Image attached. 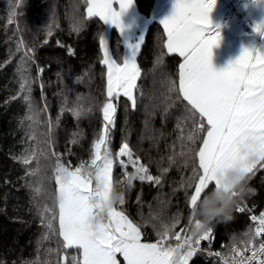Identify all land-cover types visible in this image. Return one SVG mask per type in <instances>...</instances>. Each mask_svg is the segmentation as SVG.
<instances>
[{
	"label": "trees",
	"instance_id": "16d2710c",
	"mask_svg": "<svg viewBox=\"0 0 264 264\" xmlns=\"http://www.w3.org/2000/svg\"><path fill=\"white\" fill-rule=\"evenodd\" d=\"M134 3L141 15L150 17L154 0ZM86 8V0H0V264H82L81 250L64 247L59 235L58 205L53 230L47 220L41 222V215L45 206L54 205L57 157L68 171L80 168L93 178L92 144L104 124L100 109L107 99L116 105L108 144L114 167L112 194L124 199L114 204L116 210L139 227L141 242L154 243L159 239L156 228L174 218L178 222L173 236L191 235L194 228V220L189 223L193 189L186 185L194 163L198 165L195 151L202 139L196 145L187 141L194 131L187 102L169 91L172 81L178 88L181 58L167 53L161 26L150 21L136 58L140 75L133 90L135 106L123 95L107 97L99 48L105 26L97 17H87ZM73 16L84 20L79 32L72 30ZM108 48L119 62L123 47L115 30ZM160 53L163 63L157 62ZM25 83L31 88L27 101L21 89ZM125 142L132 160L139 158L149 175L161 177L160 183L133 178L127 185L125 173L136 168L127 156L116 155ZM188 147L193 152L182 156ZM37 187L43 190L37 192ZM233 199L229 211L208 221L209 238L200 240L204 251L229 254L234 246L257 242L246 211L237 208L254 205L264 210L261 162L247 174L244 193ZM48 218L53 219L51 214ZM119 264H124L120 258ZM188 264L222 263L194 252Z\"/></svg>",
	"mask_w": 264,
	"mask_h": 264
},
{
	"label": "snow or ice",
	"instance_id": "6c2138e0",
	"mask_svg": "<svg viewBox=\"0 0 264 264\" xmlns=\"http://www.w3.org/2000/svg\"><path fill=\"white\" fill-rule=\"evenodd\" d=\"M114 2L119 4L118 10L113 7ZM133 2L134 0H86V13L87 17L98 16L105 26H114L124 37L127 53L123 62L117 63L109 53L104 34L100 35L99 48L103 53L100 63L107 66V97H119L122 94L134 107L136 98L133 90L140 75L136 57L141 47L140 42L144 38L141 35L134 43L129 42L126 26L121 19L122 14ZM215 2L216 0H197L193 4L190 0H175L173 14L161 21L167 36L164 48L168 53L178 54L182 58L179 64L178 88L172 81L169 91H175L177 99L182 97V102H187V118L192 120L194 126V131L186 137L187 141L196 145L197 140L202 139L198 151H195L198 165L194 163L192 175L188 177L186 185L187 188L193 189L189 199L192 209L213 187L221 186L218 173L222 168L233 166L243 159L239 151L241 144L250 141L247 147L249 152L256 156L255 160L241 165L245 178L253 171L258 161L264 166V54L244 49L235 62L229 63L226 68L216 71L211 67V48L219 38V33L211 27L209 19ZM83 26L84 20L73 16L72 30L79 32ZM253 30L264 37V21L253 25ZM48 34H51L50 28ZM163 56L164 53L157 56L158 63H163ZM21 89L25 92L24 99L29 100L30 86L25 83L21 85ZM29 107L31 110V105ZM100 111L104 124L98 139L92 144L91 158V165L96 169V187L89 190V180L87 176L82 178L80 168L70 172L59 163L57 157L56 172L59 175L56 176L54 205L52 208H43L41 222L47 220V228L53 230L55 209L58 205L59 235L63 238L64 247L77 246L81 250L82 264H118L117 253L123 257L124 264H188V257L196 250L193 245L198 246L201 239L209 238L211 228L191 216L189 223L194 220L191 235L185 236L183 242L178 243L175 248L164 247V241L174 235L172 229L178 222V218H174L156 228L159 239L155 243L141 242L139 227L122 211H117L111 203L113 157L108 144L109 127L115 119L116 105L111 99H107ZM74 114L80 113L74 110ZM197 115L199 121L196 120ZM202 132L205 134L201 137L199 134ZM192 152L193 148L188 147L187 152H182L181 155L186 156ZM116 155L127 156L136 168L133 173H125L128 186L132 185L133 178L157 184L161 182L160 176L149 175L148 169L138 164L139 158L132 160L128 143H123ZM169 159L171 160V157ZM24 162L27 163V158ZM120 163L122 166L125 164L123 160ZM80 167H83V164ZM38 171V168L34 169L31 174L36 175ZM163 171L166 172L167 169ZM42 190L40 187L36 188L37 192ZM239 195V192L233 193L234 197ZM118 203H124L122 195ZM238 210L243 209L238 207ZM49 214L53 219L48 218ZM98 215L102 216V219L93 223ZM251 219L258 221L255 235L264 233V212L260 213L259 217L252 216ZM105 220L108 223H105ZM175 235L179 236L178 233ZM249 242L250 240L245 241V244ZM185 246L188 251L181 254L180 249ZM253 248L248 249L252 252L251 256L233 259L231 264H253L257 257L258 264H264V243L258 248L253 245ZM233 251L236 255H241L235 247ZM73 264H80V261L74 260ZM225 264L228 262L225 261Z\"/></svg>",
	"mask_w": 264,
	"mask_h": 264
},
{
	"label": "crops",
	"instance_id": "0c3cea01",
	"mask_svg": "<svg viewBox=\"0 0 264 264\" xmlns=\"http://www.w3.org/2000/svg\"><path fill=\"white\" fill-rule=\"evenodd\" d=\"M190 2L195 4L197 0H190ZM174 4H175V0H154L152 13L149 18H146L137 11L135 3L133 2V5L129 9H127L122 14L121 17L122 23L126 26V35L129 39V42L134 43L141 35H143L144 38L147 24L150 21L157 22L163 30V25L161 21L173 14ZM113 7L118 10L119 4L114 2ZM224 13H225V6L223 4V0H216L213 9L209 13L211 27L219 33L218 41L216 44L212 46L211 55H210L211 67L216 71H220L226 68L229 65V63L235 62V60L240 56L241 52L244 49H248L253 53L259 51L261 54H264V37H262L257 31L253 30V25L259 24L262 21H264V0H259L254 8L245 4L239 9L238 11L239 17L243 21L247 22V28L245 29L240 24H236L230 27H222V18ZM93 17H97L99 19L98 16H93ZM101 22L103 23V21ZM111 30H115L117 32L121 41V45L123 47L122 59L119 62H117V63H122L123 57L127 53V47L123 40L124 37L119 33V31L114 26L106 25L104 32L102 34H104V37L107 40V42L109 40V35ZM164 35L166 42L167 36L165 33ZM142 42L143 40L140 43L142 44ZM139 50L137 52V56ZM168 54L176 55L179 57V55L175 53H168ZM181 62H182V58H181ZM253 63L256 62L253 61ZM257 70H259V65H257ZM204 123L206 124V121H204ZM229 167L231 166H225L218 173L220 183H221L220 177L227 171ZM142 243H146V242H142ZM182 253L183 252H181V254ZM116 258L118 264H119V258L123 260V257L119 253H117Z\"/></svg>",
	"mask_w": 264,
	"mask_h": 264
},
{
	"label": "clouds",
	"instance_id": "9594fccd",
	"mask_svg": "<svg viewBox=\"0 0 264 264\" xmlns=\"http://www.w3.org/2000/svg\"><path fill=\"white\" fill-rule=\"evenodd\" d=\"M247 143L241 144L240 155L243 159L238 160L233 166L229 167L227 171L220 177L221 186L213 187L197 205L192 209L193 219H199L202 224H207L214 216L226 213L230 210L234 203L233 193L239 192L243 194L245 191L246 178L241 171V165L245 162H251L256 159V156L249 152ZM210 193V194H209ZM120 194L113 192L111 203L118 202ZM102 216L95 217L93 223H98Z\"/></svg>",
	"mask_w": 264,
	"mask_h": 264
},
{
	"label": "built area",
	"instance_id": "2783aa9c",
	"mask_svg": "<svg viewBox=\"0 0 264 264\" xmlns=\"http://www.w3.org/2000/svg\"><path fill=\"white\" fill-rule=\"evenodd\" d=\"M258 1L259 0H256V2H254V0H223V4L225 6V13L222 18V27H230L236 24H240L244 29L247 28V22L243 21L239 17L238 11L245 4L254 8ZM82 173L84 176H88L87 174H90L89 171L82 172ZM95 187H96V183L93 184L92 189ZM243 210L246 211L248 219L253 224L252 234L257 239V242L255 243L252 242V243H249L248 245L234 246L236 251L241 254L240 256L236 255V252L233 251L234 247L231 248V251L229 252V254L220 253L219 251L206 252L201 247V241H199L198 246L193 245L194 247H196V250L194 252L202 253L206 256V258H209L211 260H217L218 262L222 264H225V261H227L228 264H231V261L233 259L239 260L241 256L243 257L251 256L252 252L249 251L248 249L253 248V245H255V248H258L261 243H264V233H261L260 235H255V229H256V225L258 221H253L251 217L252 216L259 217L260 213L264 212V210L254 205L245 206ZM184 238H185V235H183V237L176 236V235L172 236L170 238H167L164 241L163 246L175 248L178 243L183 242ZM182 250H188V247L185 246L184 248L180 249V251ZM253 250L255 249L253 248ZM258 260H259V257H257L256 261H254L253 264H258Z\"/></svg>",
	"mask_w": 264,
	"mask_h": 264
},
{
	"label": "rangeland",
	"instance_id": "374dc122",
	"mask_svg": "<svg viewBox=\"0 0 264 264\" xmlns=\"http://www.w3.org/2000/svg\"><path fill=\"white\" fill-rule=\"evenodd\" d=\"M101 55H102V59H103V53L101 52ZM123 56V55H122ZM105 83H106V95H107V66L105 65ZM122 95V94H121ZM114 168V167H113ZM80 174H82V178H84L85 176L83 175V173L82 172H80ZM57 175H59V173L57 172ZM56 175V176H57ZM95 176H96V169H95V171L93 172V178L92 177H90V176H87V178H88V180H89V190H91L92 189V186H93V182L95 181V183H96V180H95ZM111 181H112V184H111V192L113 191V169H112V174H111ZM192 216V215H191ZM105 223H108V221L107 220H105L104 221ZM115 227V225L113 224L112 225V228H114ZM186 251H188V250H185L184 252H186ZM183 252V253H184ZM182 253V254H183ZM194 253V252H193ZM193 253H192V255L190 256V257H188V263H189V261H190V259L193 257ZM116 256H117V254H116ZM82 260H83V257H82Z\"/></svg>",
	"mask_w": 264,
	"mask_h": 264
},
{
	"label": "bare ground",
	"instance_id": "6f19581e",
	"mask_svg": "<svg viewBox=\"0 0 264 264\" xmlns=\"http://www.w3.org/2000/svg\"><path fill=\"white\" fill-rule=\"evenodd\" d=\"M257 240V239H256Z\"/></svg>",
	"mask_w": 264,
	"mask_h": 264
}]
</instances>
